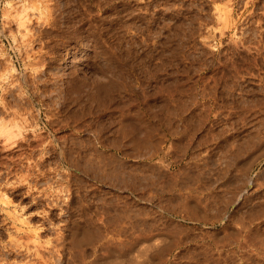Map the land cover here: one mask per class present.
Returning <instances> with one entry per match:
<instances>
[{"label":"rangeland","instance_id":"obj_1","mask_svg":"<svg viewBox=\"0 0 264 264\" xmlns=\"http://www.w3.org/2000/svg\"><path fill=\"white\" fill-rule=\"evenodd\" d=\"M24 1L32 46L0 0V122L23 127L0 136V264H264V0Z\"/></svg>","mask_w":264,"mask_h":264},{"label":"bare ground","instance_id":"obj_2","mask_svg":"<svg viewBox=\"0 0 264 264\" xmlns=\"http://www.w3.org/2000/svg\"><path fill=\"white\" fill-rule=\"evenodd\" d=\"M27 1V0H26ZM33 1V0H32ZM42 1V0H41ZM216 1V0H215ZM231 1V0H230ZM29 2V1H28ZM28 2H25L24 0H20V3L18 2V4H16L15 6H13V8H12V6H11V9L9 10V16L7 17L6 16V18H8L7 20H5L6 22H8L9 23V32H10V35H12L13 36V40L14 41H16L18 44L20 43L19 41H21L22 43H23V45H25V46H27V45H29V46H32L31 44H32V42L34 41V36H35V34H34V28H32V24H31V20L30 19H32V17L30 16V14H29V8H30V6L31 7H33L34 9L35 8H37V7H39L40 6V4H39V6L38 5H36L35 3H37L36 1L35 2H33L34 4H30V3H28ZM31 2V1H30ZM175 2V1H174ZM193 3V2H192ZM202 4V3H201ZM217 4V3H216ZM9 5V4H8ZM64 5V4H63ZM231 5V4H230ZM218 6V5H217ZM217 6H216V9H217ZM177 7V6H176ZM6 8V7H5ZM219 8V7H218ZM229 8H231V7H229ZM31 9V8H30ZM39 9V8H38ZM198 9V8H197ZM5 10V9H4ZM7 10H8V8H7ZM63 10V9H62ZM31 11H32V9H31ZM48 11H50V10H48ZM65 11V10H64ZM74 11V10H73ZM222 11V10H221ZM63 12V11H62ZM34 13V12H33ZM32 13V14H33ZM46 13V12H45ZM173 14V13H172ZM4 15H6V14H4ZM50 15V14H49ZM105 15V14H104ZM45 16V15H44ZM99 16V15H98ZM220 16V15H219ZM36 17V16H35ZM45 17H47V16H45ZM109 17V16H108ZM37 18V17H36ZM76 18V17H75ZM3 19V18H2ZM38 19H39V17H38ZM48 19V18H47ZM60 19V18H59ZM182 19V18H181ZM220 20H222V19H220ZM38 21V20H37ZM223 21V20H222ZM253 21V20H252ZM262 21V20H261ZM80 22V21H79ZM7 23V24H8ZM76 23V22H75ZM78 23V22H77ZM240 23V22H239ZM12 24H14L15 25V29H13V28H11V26H12ZM218 24V23H217ZM109 26V25H108ZM178 26V25H177ZM219 26V25H218ZM224 26H226V24L224 25ZM7 27H8V25H7ZM6 27V28H7ZM77 27V26H76ZM239 27V26H238ZM8 29V28H7ZM62 29V28H61ZM83 29V28H82ZM220 29V28H219ZM52 30V29H51ZM96 30V29H95ZM173 30V29H172ZM246 30V29H245ZM244 30V31H245ZM6 31V30H5ZM37 31V30H36ZM255 31V30H254ZM195 32V31H194ZM170 33H171V31H170ZM113 34V33H112ZM115 34V33H114ZM56 36V35H55ZM177 36V35H176ZM182 36V35H181ZM245 37V36H244ZM67 38V37H66ZM99 38V37H98ZM119 40V39H118ZM42 41V40H41ZM54 41V40H53ZM155 41V40H154ZM15 42V43H16ZM43 42V41H42ZM134 42V41H133ZM89 43V42H88ZM240 43V42H239ZM44 44V43H43ZM20 45H22L21 43H20ZM19 45V46H20ZM99 45V44H98ZM138 45V44H137ZM209 45V44H208ZM112 46V45H111ZM173 46V45H172ZM37 47V46H36ZM39 47H41V46H39ZM127 47V46H126ZM180 47V46H179ZM48 48V47H47ZM99 48V47H98ZM110 48V47H109ZM116 48V47H115ZM40 49V48H39ZM93 49H95V48H93ZM107 49V48H106ZM155 49H157V48H155ZM172 49V48H171ZM189 49V48H188ZM175 50V49H174ZM193 50V49H192ZM157 51V50H156ZM244 51V50H243ZM115 52V51H114ZM117 52V51H116ZM20 53V52H19ZM42 53V52H41ZM132 53V52H131ZM28 54V53H27ZM234 54V53H233ZM242 54V53H241ZM7 55V54H6ZM126 55V54H125ZM176 55V54H175ZM73 56V55H72ZM153 56V55H152ZM27 57H29V55L27 56ZM38 57H40V56H38ZM43 57V56H42ZM144 57V56H143ZM187 57V56H186ZM85 51L83 50V51H81L80 53H78L76 56H75V58L73 59V61H74V65L76 66V67H79L80 66V68L79 69H82V68H85L84 66H86V63L85 62H83V61H85ZM94 58V57H93ZM231 58V57H230ZM6 59V58H5ZM24 60V59H23ZM163 60V59H162ZM202 60V59H201ZM40 61V60H39ZM193 61V60H192ZM251 61V60H250ZM11 62V61H10ZM29 62V61H28ZM156 62V61H155ZM31 63H33V62H31ZM158 63V62H157ZM165 63V62H164ZM34 64V63H33ZM121 64H123V63H121ZM233 64V63H232ZM74 66V67H75ZM107 66V65H106ZM160 66V65H159ZM8 67V66H7ZM102 67V66H101ZM157 67V66H156ZM197 68V67H196ZM12 69H15V68H12ZM79 69H74V73H78L79 72ZM125 69V68H124ZM158 69V68H157ZM6 70H7V68H6ZM11 70V69H10ZM9 70V71H10ZM49 70V69H48ZM52 70V69H51ZM147 70V69H146ZM36 71V70H35ZM127 71V70H126ZM165 71V70H164ZM249 71V70H248ZM98 72V71H97ZM55 73H57V72H55ZM72 73V72H71ZM183 73V72H182ZM244 73V72H243ZM252 73V72H251ZM260 73V72H259ZM102 74V73H101ZM148 74V73H147ZM171 74V73H170ZM107 75H108V73H107ZM7 76V75H6ZM55 76V75H54ZM119 76V75H118ZM126 76V75H125ZM124 76V77H125ZM167 76H169V75H167ZM187 76V75H186ZM15 77V76H14ZM215 78V77H214ZM77 79V78H76ZM123 79V78H122ZM127 79V78H126ZM187 79V78H186ZM47 80V79H46ZM179 81V80H178ZM98 82V81H97ZM124 83V82H123ZM129 83V82H128ZM131 83V82H130ZM132 84V83H131ZM226 84V83H225ZM19 85V84H18ZM67 85H69V84H67ZM91 85V84H90ZM103 86V85H102ZM218 86V85H217ZM5 87V86H4ZM17 87V86H16ZM109 87V86H108ZM162 87V86H161ZM59 88V87H58ZM80 88V87H79ZM92 88V87H91ZM164 88V87H163ZM184 88V87H183ZM247 88V87H246ZM53 89V88H52ZM57 89V88H56ZM85 89V88H84ZM146 90V89H145ZM100 91V90H99ZM197 91V90H196ZM195 91V92H196ZM18 92V91H17ZM51 92V91H50ZM87 92V91H86ZM104 92V91H103ZM162 92V91H161ZM184 92V91H183ZM203 92V91H202ZM43 93V92H42ZM88 93V92H87ZM151 93V92H150ZM171 94V93H170ZM172 94H174V93H172ZM194 94V93H193ZM21 95V94H20ZM44 95V94H43ZM192 95V94H191ZM196 95V94H195ZM238 95V94H237ZM22 96H23V94H22ZM21 96V97H22ZM101 96V95H100ZM232 96V95H231ZM7 97V96H6ZM6 97H2V102L4 103L3 104V110L8 114V111H10V110H12L11 112H13L14 113V115L16 114V113H18V112H20V110L22 111V109H21V107L20 106H16V105H14V106H16L15 107V109L13 108V106L12 105H10L9 103H10V101L8 102L5 98ZM81 97V96H80ZM159 97V96H158ZM11 98V97H10ZM175 98V97H174ZM186 98V97H185ZM243 98V97H242ZM20 99V98H19ZM53 99V98H52ZM196 99V98H195ZM169 100V99H168ZM245 100V99H244ZM86 101V100H85ZM91 101H93V100H91ZM194 101V100H193ZM264 101V100H263ZM135 102V101H134ZM197 102V101H196ZM199 102V101H198ZM245 102V101H244ZM175 103H176V101H175ZM193 103V102H192ZM230 103V102H229ZM199 104V103H198ZM259 104V103H258ZM62 106V105H61ZM124 106V105H123ZM199 106V105H198ZM92 107V106H91ZM112 107V106H111ZM122 107V106H121ZM13 108V109H12ZM31 108V107H30ZM163 108V107H162ZM26 109V108H25ZM98 109V108H97ZM109 109V108H108ZM229 109V108H228ZM243 109V108H242ZM120 110V109H119ZM123 110V109H122ZM221 110V109H220ZM31 111V110H30ZM40 111V110H39ZM187 111V110H186ZM204 111V110H203ZM246 111V110H245ZM244 111V112H245ZM32 112V111H31ZM12 113V114H13ZM21 113V112H20ZM27 113V112H26ZM30 113V112H29ZM142 113V112H141ZM226 113V112H225ZM19 114V113H18ZM33 114V113H32ZM137 114V113H136ZM234 114V113H233ZM27 115V114H26ZM4 116V115H3ZM104 117V116H103ZM191 117V116H190ZM4 118V117H3ZM70 118V117H69ZM138 118V117H137ZM170 118V117H169ZM239 118V117H238ZM5 119V118H4ZM223 119V118H222ZM14 120V119H13ZM19 120V119H18ZM127 120V119H126ZM166 120V119H165ZM201 120V119H200ZM235 120H237V119H235ZM5 121H6V119H5ZM8 121V120H7ZM204 121V120H203ZM259 121V120H258ZM264 121V120H263ZM57 122V121H56ZM167 122H168V120H167ZM194 122V121H193ZM5 123V122H4ZM3 122L1 123L0 122V136L2 135V136H4V138H5V140H10L13 136H12V134L14 133V131H15V129H14V131H13V128L15 127V126H17V127H22V126H20L19 124H15V126L13 127V128H11V126L9 125V123L7 122L6 124H4ZM27 123V122H26ZM154 123V122H153ZM251 123V122H250ZM256 123V122H255ZM260 123V122H259ZM258 123V124H259ZM152 124V123H151ZM155 124V123H154ZM189 125V124H188ZM194 125V124H193ZM10 127V128H9ZM31 127V126H30ZM33 127V126H32ZM35 127V126H34ZM33 127V128H34ZM59 127V126H58ZM102 127V126H101ZM195 127V126H194ZM197 127V126H196ZM224 127V126H223ZM262 127V126H261ZM23 128V127H22ZM21 128V129H22ZM161 128V127H160ZM219 128V127H218ZM20 129V130H21ZM153 129V128H152ZM19 130V131H20ZM22 131V130H21ZM98 131V130H97ZM157 131V130H156ZM169 131V130H168ZM199 131V130H198ZM260 131V130H259ZM91 132V131H90ZM216 132V131H215ZM255 132V131H254ZM16 133V132H15ZM79 133V132H78ZM93 133V132H92ZM107 133V132H106ZM214 133V132H213ZM224 133V132H223ZM232 133V132H231ZM264 133V132H263ZM39 134V133H38ZM167 134V133H166ZM43 135V134H42ZM31 136V135H30ZM33 136V135H32ZM217 136V135H216ZM19 137V136H18ZM23 137V136H22ZM193 137V136H192ZM120 138V137H119ZM148 138V137H147ZM203 138V137H202ZM15 139V138H14ZM30 139V138H29ZM37 139V138H36ZM101 139V138H100ZM107 139V138H106ZM209 139V138H208ZM4 140V141H5ZM13 140V139H12ZM151 140V139H150ZM163 141V140H162ZM179 141V140H178ZM259 141V140H258ZM263 141V140H262ZM10 142V141H9ZM152 142V141H151ZM8 143V142H7ZM12 143V142H11ZM10 143V144H11ZM14 143H15V141H14ZM146 143V142H145ZM153 143V142H152ZM183 143V142H182ZM246 143H247V140H246ZM50 144V143H49ZM147 144V143H146ZM163 144V143H162ZM172 144V143H171ZM244 144V143H243ZM12 145H14V144H12ZM113 145V144H112ZM145 145V144H144ZM174 145V144H173ZM7 146H9V145H7ZM65 146V145H64ZM237 146V145H236ZM11 147V146H10ZM198 147V146H197ZM212 147H213V145H212ZM146 148V147H145ZM54 149V148H53ZM147 149V148H146ZM196 149V148H195ZM225 149V148H224ZM247 149V148H246ZM263 149V148H262ZM148 150V149H147ZM259 150V149H258ZM166 151V150H165ZM175 151V150H174ZM245 151V150H244ZM52 152V151H51ZM148 152V151H147ZM150 152H152V151H150ZM242 153V152H241ZM257 153V152H256ZM149 154V153H148ZM152 154V153H151ZM184 154V153H183ZM239 154V153H238ZM250 154V153H249ZM61 155V154H60ZM139 155V154H138ZM146 155V154H145ZM218 155V154H217ZM81 156V155H80ZM95 156V155H94ZM132 156V155H131ZM214 156V155H213ZM234 156H235V154H234ZM42 157V156H41ZM99 157V156H98ZM113 157V156H112ZM176 158V157H175ZM224 158V157H223ZM226 158V157H225ZM230 158H231V156H230ZM220 159V158H219ZM253 159V156H252V154L251 155H249V156H247V157H245V158H238L237 159V161H236V168H240L241 167V169H239L240 171H248L249 172V170H250V165H251V163H252V160ZM255 159V158H254ZM167 160V159H166ZM197 160V159H196ZM224 160V159H223ZM179 161V160H178ZM206 161V160H205ZM229 161V160H228ZM91 162V161H90ZM212 162V161H211ZM216 162V161H215ZM232 162V161H231ZM143 164V163H142ZM90 165V164H89ZM148 165V164H147ZM142 166V165H141ZM160 166V165H159ZM213 166V165H212ZM96 167V166H95ZM148 167V166H147ZM187 167V166H186ZM89 168V167H88ZM188 168V167H187ZM152 169V168H151ZM212 169V168H211ZM227 169V168H226ZM217 170V169H216ZM238 170V171H239ZM122 171V170H121ZM220 171V170H219ZM221 172V171H220ZM237 172V171H236ZM161 173V172H160ZM171 173V172H170ZM195 173V172H194ZM223 173V172H222ZM102 174V173H101ZM104 174V173H103ZM136 174V173H135ZM237 174V173H236ZM215 175V174H214ZM238 175V174H237ZM129 176V175H128ZM239 176V175H238ZM246 176V175H245ZM2 177V176H1ZM130 177V176H129ZM155 177V176H154ZM127 178V177H126ZM251 178V177H250ZM208 180V179H207ZM175 182V181H174ZM186 182V181H185ZM190 183V182H189ZM210 183V182H209ZM125 185V184H124ZM168 186V185H167ZM209 186V185H208ZM223 187V186H222ZM256 187V186H255ZM209 188V187H208ZM253 190V189H252ZM210 191V190H209ZM232 192V191H231ZM151 194V193H150ZM179 194V193H178ZM237 194V193H236ZM2 195V194H1ZM7 195V194H6ZM212 195V194H211ZM227 195V194H226ZM5 196V195H4ZM151 196V195H150ZM166 196V195H165ZM169 197V196H168ZM188 198V197H187ZM236 198V197H235ZM9 199V198H8ZM228 199V198H227ZM213 200V199H212ZM3 201V200H2ZM172 201V200H171ZM10 202V201H9ZM181 202V201H180ZM196 202V201H195ZM207 202V201H206ZM170 203V202H169ZM183 203V202H182ZM168 205V204H167ZM200 205V204H199ZM203 205V204H202ZM260 205V204H259ZM209 206V205H208ZM217 206V205H216ZM225 206V205H224ZM168 207V206H167ZM253 208V207H252ZM17 209V208H16ZM174 209V208H173ZM17 211V210H16ZM254 211V210H253ZM257 211V210H256ZM7 212H9V211H7ZM21 212V211H20ZM252 212V211H251ZM10 213V212H9ZM125 213V212H124ZM244 213V212H243ZM10 214H12V213H10ZM15 215V214H14ZM183 215V214H182ZM193 215V214H192ZM138 216V215H137ZM205 216V215H204ZM226 216V215H225ZM197 217V216H196ZM248 217V216H247ZM253 217V216H252ZM80 218V217H79ZM142 218V217H141ZM201 218H202V216H201ZM17 219V218H16ZM82 219V218H81ZM237 219V218H236ZM240 219V218H239ZM18 220V219H17ZM255 220V219H254ZM20 221V220H19ZM86 221V220H85ZM84 221V222H85ZM158 223V222H157ZM152 224V223H151ZM157 225V224H156ZM162 225V224H161ZM165 225V224H164ZM172 225V224H171ZM244 225V224H243ZM246 225V224H245ZM141 226V225H140ZM139 226V227H140ZM149 227V226H148ZM160 227V226H159ZM242 227V226H241ZM84 228V227H83ZM243 228V227H242ZM24 229V228H23ZM71 229V228H70ZM85 229V228H84ZM140 229V228H139ZM175 229V228H174ZM240 229V228H239ZM39 230V229H38ZM184 230V229H183ZM192 230V229H191ZM151 231V230H150ZM216 231V230H215ZM234 231V230H233ZM159 232V231H158ZM190 232V231H189ZM40 233V232H39ZM143 233V232H142ZM11 234V233H10ZM210 234V233H209ZM259 234V233H258ZM15 235V234H14ZM33 235V234H32ZM37 235H39V234H37ZM131 235V234H130ZM138 235V234H137ZM152 235V234H151ZM217 235V234H216ZM228 235V234H227ZM60 236V235H59ZM59 236H58V238H59ZM10 237H12V235L10 236ZM23 237V236H22ZM159 237V236H158ZM214 237V236H213ZM227 237V236H226ZM248 237V236H247ZM139 238V237H138ZM137 238V239H138ZM166 238V237H165ZM217 238V237H216ZM249 238V237H248ZM261 238V237H260ZM263 238V237H262ZM22 239V238H21ZM24 239V238H23ZM53 239V238H52ZM74 239H75V237H74ZM141 239V238H140ZM162 239V238H161ZM227 239V238H226ZM25 240H26V238H25ZM55 240V239H54ZM117 240V239H116ZM139 240V239H138ZM148 240V239H147ZM165 240V239H164ZM221 240V239H220ZM230 240V239H229ZM243 240V239H242ZM247 240V239H246ZM258 240V239H257ZM261 240V239H260ZM44 241V240H43ZM61 241V240H60ZM171 241V240H170ZM51 242V241H50ZM109 242V241H108ZM9 243V242H8ZM11 243V242H10ZM9 243V244H10ZM19 243H20V241H19ZM19 243H18V245H19ZM59 243V242H58ZM162 243V242H161ZM13 244H15V243H13ZM16 244H17V242H16ZM15 244V246H17ZM23 244V243H22ZM36 244V243H35ZM40 244V243H39ZM79 244V243H78ZM157 244V243H156ZM7 245V244H6ZM46 245V244H45ZM111 245V244H110ZM175 245V244H174ZM14 246V245H13ZM36 246H37V244H36ZM57 246V245H56ZM154 246V245H153ZM173 246V245H172ZM19 247V246H18ZM17 247V248H18ZM150 246H148V248L146 247H144L145 249H142L141 250V254L143 255V254H147L148 255V253H149V251H153L154 249H155V247H153L154 249L152 250V248H149ZM8 248V247H7ZM16 248V247H15ZM14 248V249H15ZM23 248V247H22ZM33 248V247H32ZM41 248V247H40ZM54 248V247H53ZM28 249V248H27ZM44 249V248H43ZM114 249V248H113ZM141 249V248H140ZM37 250H39V249H37ZM109 250V249H108ZM156 250H158V249H156ZM219 251V250H218ZM223 251V250H222ZM26 252V251H25ZM154 252H155V250H154ZM108 253H110V252H108ZM157 253V252H156ZM12 254V253H11ZM39 254H41V253H39ZM97 254V253H96ZM140 254V255H141ZM43 255V254H42ZM141 255V256H142ZM152 255H154L155 256V254H153V253H150V257L152 256ZM0 256H2V255H0ZM7 257V256H6ZM42 257V256H41ZM143 257V256H142ZM145 257H147L148 258V256H145ZM144 257V258H145ZM35 258V257H34ZM146 258V259H147ZM4 259V258H3ZM151 259V258H150ZM42 260V259H41ZM37 262V261H36ZM49 262V261H48ZM129 262V261H128ZM1 263V262H0ZM15 263H16V261H15ZM40 263V262H39ZM43 263V262H42ZM83 263V262H82ZM7 264V263H6Z\"/></svg>","mask_w":264,"mask_h":264},{"label":"clouds","instance_id":"obj_3","mask_svg":"<svg viewBox=\"0 0 264 264\" xmlns=\"http://www.w3.org/2000/svg\"><path fill=\"white\" fill-rule=\"evenodd\" d=\"M10 6V5H9Z\"/></svg>","mask_w":264,"mask_h":264}]
</instances>
